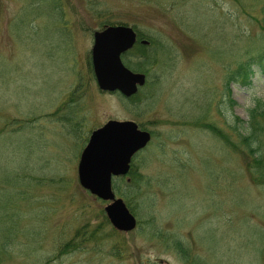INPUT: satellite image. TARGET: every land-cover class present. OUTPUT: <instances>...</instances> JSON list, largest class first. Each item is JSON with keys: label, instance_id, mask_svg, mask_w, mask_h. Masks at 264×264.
<instances>
[{"label": "rangeland", "instance_id": "rangeland-1", "mask_svg": "<svg viewBox=\"0 0 264 264\" xmlns=\"http://www.w3.org/2000/svg\"><path fill=\"white\" fill-rule=\"evenodd\" d=\"M263 8L0 0V264H264V184L239 136L264 103V66L252 60L264 53ZM111 25L154 42L147 83L130 100L100 90L93 70L94 33ZM247 63L250 80L232 81ZM111 120L152 135L133 159V187L114 181L138 220L130 233L115 232L108 202L78 178L92 132ZM258 128L264 154V121Z\"/></svg>", "mask_w": 264, "mask_h": 264}, {"label": "water", "instance_id": "water-1", "mask_svg": "<svg viewBox=\"0 0 264 264\" xmlns=\"http://www.w3.org/2000/svg\"><path fill=\"white\" fill-rule=\"evenodd\" d=\"M137 42L131 27L106 26L94 34L92 64L101 90L119 91L126 97L138 92L146 84V76L128 69L122 55ZM143 44H148L143 41ZM151 141V134L141 131L132 121H109L94 131L82 152L78 177L81 186L99 199L111 202L105 212L112 226L120 232H131L137 220L123 199H117L113 177L126 176L133 157Z\"/></svg>", "mask_w": 264, "mask_h": 264}, {"label": "trees", "instance_id": "trees-1", "mask_svg": "<svg viewBox=\"0 0 264 264\" xmlns=\"http://www.w3.org/2000/svg\"><path fill=\"white\" fill-rule=\"evenodd\" d=\"M140 38L144 39L146 37L144 35H140ZM153 43L154 42L151 41V45ZM153 52L154 51L150 50L148 46L139 45L133 51L125 54L124 58L128 61L129 64L135 67L138 71L144 72L146 66L150 64L151 65L154 64L155 54ZM134 55H137L140 59H142V61L138 63L134 61V63H132L130 61L131 60L130 57ZM252 60L255 61L253 65H255L256 67L264 66V53L259 55L258 57L252 58ZM252 73L253 71L251 69L250 63L243 64L239 66L238 71L234 72V74L230 77V79L232 81H239V79H242V81H244L242 83H245L248 82V80H250V76ZM260 120L261 122L264 121V103L259 100L257 101L255 107L250 110V121L248 122V126L244 128V129H248L249 133L246 136H242V134H239V136L240 138H242L243 142L245 143L249 151L251 158L254 160L253 164H250L249 169L254 172L256 180L264 184V154L261 151V148L258 144L259 138L261 137V131L258 128L261 125ZM241 123H243V121H241ZM208 127L213 131L214 135L225 141L227 140L228 143V138L223 132H220V130L214 128L213 126H208ZM135 173L136 172L134 168H132L130 174L134 175ZM131 181H132L131 184H127L128 187H133L134 183L136 182L133 179ZM121 195L123 197L126 196L125 194H121Z\"/></svg>", "mask_w": 264, "mask_h": 264}, {"label": "flooded vegetation", "instance_id": "flooded-vegetation-1", "mask_svg": "<svg viewBox=\"0 0 264 264\" xmlns=\"http://www.w3.org/2000/svg\"><path fill=\"white\" fill-rule=\"evenodd\" d=\"M138 39H139V36H138ZM139 44V43H138Z\"/></svg>", "mask_w": 264, "mask_h": 264}]
</instances>
